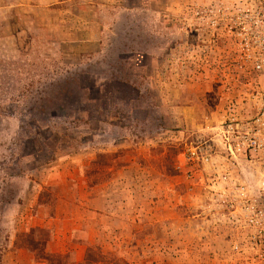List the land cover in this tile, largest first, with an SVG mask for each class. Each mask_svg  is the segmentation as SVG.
Returning <instances> with one entry per match:
<instances>
[{"label": "rangeland", "instance_id": "rangeland-1", "mask_svg": "<svg viewBox=\"0 0 264 264\" xmlns=\"http://www.w3.org/2000/svg\"><path fill=\"white\" fill-rule=\"evenodd\" d=\"M63 1L0 0V264H19V249L34 264H179L171 250L186 251L192 231L183 154L220 123L229 85L215 74L246 55L234 36L204 39L194 12L215 0ZM78 22L106 28L102 57L59 44ZM106 215L121 224L109 229Z\"/></svg>", "mask_w": 264, "mask_h": 264}, {"label": "built area", "instance_id": "built-area-1", "mask_svg": "<svg viewBox=\"0 0 264 264\" xmlns=\"http://www.w3.org/2000/svg\"><path fill=\"white\" fill-rule=\"evenodd\" d=\"M258 2L247 7L215 0L194 12L196 22L216 38L212 43L234 36L246 58H230L233 71L215 74L227 78L224 84L241 86L227 96L228 110L212 138L189 147L182 166L190 200L209 226L226 236L227 258L243 256L246 264H264V0ZM242 163L259 166L258 178ZM206 227L200 224V231Z\"/></svg>", "mask_w": 264, "mask_h": 264}, {"label": "crops", "instance_id": "crops-1", "mask_svg": "<svg viewBox=\"0 0 264 264\" xmlns=\"http://www.w3.org/2000/svg\"><path fill=\"white\" fill-rule=\"evenodd\" d=\"M46 1L45 3H47L48 7H52V6H58L60 4L65 3L66 1L63 0H43ZM71 1H78V0H69L67 2H71ZM209 4V0L205 1ZM54 11V10H53ZM60 11V10H59ZM63 12H59V16L62 15ZM64 14V13H63ZM64 18V17H63ZM63 18H58V28L60 30H62V28L66 25L67 21ZM79 25L76 28H73L72 30H66L68 32H75L77 34V37L75 39H64V32L61 36V41H59V44L62 45H66L67 47H70L72 49V53L74 54L76 57L82 58V57H102L101 55L105 52V40H104V33L106 31V28H100L101 30L96 28V22H90V26H87L86 28L83 27V22H78ZM53 24V22H52ZM65 24V25H64ZM82 32H85V34H82ZM96 32V33H95ZM204 34L206 35L204 37V39L207 38V40H210V45L212 44V39H211V35H210V31L207 29H204ZM225 39L219 40L218 44L219 46H224L226 44V42L224 41ZM207 48H212L210 46H208ZM223 62H224V58H220ZM234 76H236L234 74ZM223 81L218 80V83H222ZM220 85V84H219ZM241 85L238 83L237 86H229L230 89L226 88L225 86L223 87V91L221 90V101H222V109H221V114H220V121H222L223 116L225 115V113L227 112V108H225V101L227 96L229 95V98L231 96L232 91H234L236 89V87H240ZM222 89V86H221ZM242 107V106H241ZM182 111H184L186 113V115H188L190 118H193V108L191 107H186L181 108ZM220 123H218L219 125ZM217 125V126H218ZM216 126V127H217ZM216 129V128H214ZM207 138V139H203L201 142L205 141V140H209L211 139ZM178 193V192H177ZM179 194V193H178ZM97 198V197H96ZM90 199L89 202L91 204L96 203L97 199ZM187 204H188V212L190 214L189 218H188V223L189 225L192 227V231L189 232L188 234L185 233V243H182V249H185L186 251H184L183 253L180 251H177L174 247L173 250H171V252L173 251V253H175L176 255L178 254H182L183 256H180L177 258V263L179 264H215V262H217V264H230L227 263L226 260L224 261L222 258L226 259L227 256V252L229 247H228V242L226 239V236L224 235L223 237L221 235H216V236H208V231L207 232H201V231H196L194 230V227L197 225L198 227H200V224H208V222L203 219L201 217V211L198 210L197 203L194 202L193 200H189L187 197ZM179 201V200H178ZM159 202V201H158ZM164 203V202H163ZM99 209V208H97ZM108 209V207L106 208ZM107 213L108 210H106ZM106 226L111 229L112 225H119L121 224L120 220H116L114 218H110L109 215H106ZM177 218L179 217L178 215L176 216ZM202 218V219H201ZM201 220V221H200ZM173 221V219L171 220ZM170 225H172V222H170ZM68 232H70V230H68L67 228L62 229V230H58V236H55L56 238H60L61 236L65 237ZM180 245V244H178ZM211 245H213L214 249H211ZM219 245V246H217ZM178 247V246H177ZM52 252H60L61 249H55L54 247H51ZM214 251V252H213ZM213 252V253H211ZM212 256V257H211ZM230 258V257H229ZM15 260L17 263L19 264H34L33 260H32V256L31 254L26 251V250H22L19 249L16 251L15 254ZM32 260V261H31Z\"/></svg>", "mask_w": 264, "mask_h": 264}, {"label": "trees", "instance_id": "trees-1", "mask_svg": "<svg viewBox=\"0 0 264 264\" xmlns=\"http://www.w3.org/2000/svg\"><path fill=\"white\" fill-rule=\"evenodd\" d=\"M211 249L213 248V245H211ZM47 261L49 262V264H61L63 261V258H61L60 255H47ZM99 263H106L104 261H99ZM63 264V263H62Z\"/></svg>", "mask_w": 264, "mask_h": 264}]
</instances>
